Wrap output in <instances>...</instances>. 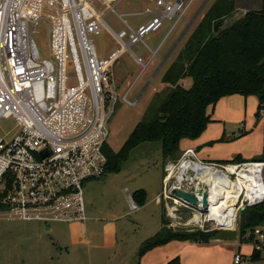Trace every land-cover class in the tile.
<instances>
[{"label": "rangeland", "instance_id": "374dc122", "mask_svg": "<svg viewBox=\"0 0 264 264\" xmlns=\"http://www.w3.org/2000/svg\"><path fill=\"white\" fill-rule=\"evenodd\" d=\"M140 1L142 0H119L112 6L118 13L126 14L125 12L143 10ZM145 1L152 8L157 0ZM88 2L112 28L119 30L125 26L113 9L105 8L102 0H88ZM201 3L195 5L193 12H189L191 14L187 18H192ZM32 5L36 10L35 18H40L37 26L30 24L40 60L50 59L58 63L59 60L55 57L60 53V41L56 40L61 33L58 27V15L54 7L48 6L44 0H34ZM126 15L124 19L132 26L149 18V14ZM175 19L166 18L163 28L156 37H153V33H147L143 37L144 42L151 49L146 48L143 42H138L130 45L120 54V62L127 63L132 69L128 76L127 68H113L111 64L108 65L105 73L107 142L116 151L120 149L138 122L149 119L153 109L170 90V86L162 83L159 77L161 74L148 86L146 85L154 69L153 67L150 70V67L155 64L151 63L156 58L152 50H155L161 42L160 50L163 49L172 39L180 23L166 38L165 35ZM234 20H236L235 15L228 18L226 24ZM97 26L98 29L88 36L95 43L99 58L107 60L120 49V45L102 23L98 22ZM51 27H55L52 33ZM185 42L186 39L182 38L178 47H183ZM78 53L85 75L79 47ZM66 54L65 84L75 86L78 85V79L69 44L66 46ZM120 75L127 76L124 78V83L123 80H119ZM182 83L188 86L190 80L183 79ZM232 97L221 98L215 106H208L207 111L213 121L198 138L183 139L180 143L181 151L192 147L198 149L200 160L222 163L234 161L237 155L249 160L262 157L263 151L261 155L247 157L256 152L261 134L259 129L264 123V119L256 114L258 104L255 103L254 97L247 102L244 99L238 101L237 96ZM126 99L137 102L132 105ZM79 115L94 116L88 87L82 91L80 100H71L64 110L63 130L68 138L77 136L86 126V120ZM225 128H227L226 135ZM16 129L15 117L0 120L1 133H10ZM250 129L253 130L249 131ZM99 142L97 140L91 143L87 149L92 154L97 152ZM104 162V158L98 154L95 163L98 172L94 170L95 175L82 183L84 213L77 212V193L64 194L54 204L55 207L60 203L70 202L75 206L70 211H58L52 214L53 208L42 210L46 216H60L66 219H24L21 208L15 206L16 203L12 208L0 210V264H166L176 256L182 264H236L235 253L249 256L245 264H264V259L251 256L254 248L252 241L240 239L241 217L238 218L236 230L212 229L219 230L222 239L210 242L174 239L141 254V243L159 231L165 211L163 204L156 201L157 195L163 188L162 143L161 141L139 143L130 150L127 160L116 173L106 172L100 175L99 169ZM140 189L146 191L145 203L139 204L137 209L132 210L129 207V195ZM223 224L232 227L234 223H220V226ZM262 256L264 258V251Z\"/></svg>", "mask_w": 264, "mask_h": 264}, {"label": "built area", "instance_id": "2783aa9c", "mask_svg": "<svg viewBox=\"0 0 264 264\" xmlns=\"http://www.w3.org/2000/svg\"><path fill=\"white\" fill-rule=\"evenodd\" d=\"M33 1L0 0V120L10 117L17 120L16 130L0 132V193L6 192L5 201L21 208L24 219H66L46 216L42 210L53 208L54 214V204L60 196L77 193V212L84 213L82 183L95 175L98 154L105 161L100 147L108 137L105 73L109 63L99 58L96 45L88 35L98 29L99 22L123 49L138 42L151 49L143 37L160 31L166 18H176L168 35L185 18L193 0H157L159 9L146 8L142 14L152 16L137 26L130 25L124 19L127 15L113 8L112 4L119 0H102L105 8L113 9L123 20L125 26L119 31H114L88 0H44L54 7L59 19L61 33L56 40L60 41V53L55 55L58 63L40 60L30 31V24L37 26L40 21L35 18ZM53 31L55 27L50 28ZM67 44L78 79L75 86L65 84ZM152 54L156 56L157 50H152ZM86 87L91 92L94 116L79 115L86 120V126L77 136L68 138L63 130L64 110L71 100L82 98ZM126 101L132 105L137 102ZM97 140L98 151L92 154L87 148ZM45 149L49 154L43 156ZM163 171V188L156 201L163 204L166 225L174 231L236 230L241 212L264 201V146L260 159L225 163L202 161L197 150L189 147L177 159L166 160ZM201 182H209L206 210L203 195L198 192ZM177 190L195 193L197 204L178 197ZM225 195H228L225 204L236 208L233 227L220 226L217 218L212 219V204L221 203ZM128 200L132 210L139 207L132 195ZM219 208L222 209L218 205ZM240 237L252 241L254 251L264 249V225L247 228ZM244 260L241 253H235L236 264H244Z\"/></svg>", "mask_w": 264, "mask_h": 264}, {"label": "trees", "instance_id": "16d2710c", "mask_svg": "<svg viewBox=\"0 0 264 264\" xmlns=\"http://www.w3.org/2000/svg\"><path fill=\"white\" fill-rule=\"evenodd\" d=\"M236 10L234 0H215L165 71L161 80L170 90L149 119L134 126L119 150H114L107 141L101 145L105 162L100 175L118 172L130 150L144 141H161L164 162L177 159L182 153L181 141L196 139L204 132L213 121L208 106H214L223 96H255L259 102L256 114L261 117L264 109V0L261 9L247 11L226 24ZM183 79H189L190 85H183ZM234 160H240V156ZM6 195V192L0 193V210L13 207L5 201ZM132 196L143 205L146 191L137 190ZM240 217V235L247 228L264 225V201L247 207ZM166 223L164 215L159 231L141 243V254L174 239L199 242L222 239L219 230L174 231ZM258 253L254 251L252 256L257 257ZM166 264L182 263L176 256Z\"/></svg>", "mask_w": 264, "mask_h": 264}, {"label": "crops", "instance_id": "0c3cea01", "mask_svg": "<svg viewBox=\"0 0 264 264\" xmlns=\"http://www.w3.org/2000/svg\"><path fill=\"white\" fill-rule=\"evenodd\" d=\"M235 1V4H236V7H237V10L236 12L234 13L235 15V18L238 19L239 17H242L247 11H250V10H259L261 9L262 7V4H263V0H234ZM142 6L144 7L143 10H137V11H129V12H125L126 14L128 15H139V14H142V12L145 11L146 8H150L149 7V4H147V2L144 0L140 1ZM199 2H202L201 5H199V7L194 11L193 13V16L191 19H189V17L187 18V16H190L191 13L189 12H193L194 8H195V5L198 4ZM215 2V0H193L189 9H188V13L186 12V15H185V18L184 19H181L178 23L179 26L178 28L176 29L172 39L169 41V43L167 45H165L163 47V49L160 50V47H162V42L158 45V47L155 49L157 50V55L155 56L156 58H154V60L151 62L152 65L150 67V70L154 67V69L152 70V73L149 75L148 79V83L146 86H148L150 84L151 81H153L159 74H161L159 77L162 79L165 71L167 70V68L171 65V63L175 60V58L177 57L180 49L182 47H178L179 43L181 42L182 38L183 40L186 39V42L189 38V36L191 35V33L193 32V30L195 29V27L197 26V24L200 22V20L202 19V17L204 16V14L207 12V10L211 7V5ZM151 10H157L159 9V6L157 5V2H156V5L152 8H150ZM152 16V14H149V18ZM147 19V20H148ZM146 20V21H147ZM145 21V22H146ZM141 23H144V22H141ZM139 23V24H141ZM177 23V24H178ZM138 24V25H139ZM177 24L175 25V27L172 29V31L176 28ZM109 25V24H108ZM137 26V25H136ZM114 29V28H113ZM122 29V28H120ZM119 29V30H120ZM119 30H116L114 29V31H119ZM171 31V32H172ZM159 32V31H158ZM158 32L156 33H153V37H156V35L158 34ZM111 34V33H110ZM170 34V33H169ZM111 36L113 37L114 40H116L115 36L113 34H111ZM167 33L165 35V38L167 37ZM164 38V39H165ZM180 39V40H179ZM117 42V40H116ZM178 42V43H177ZM183 42V41H182ZM185 42V43H186ZM118 43V42H117ZM177 43V45L174 47V45ZM174 47V49L172 50V48ZM178 47V48H177ZM149 49V48H148ZM125 49H123L121 46H120V49L118 51H116L115 53H113L111 55V57L107 60H105L106 62L109 63V65L111 64L113 66V68L115 67H119L120 69H123V68H127L128 71L126 73V75L128 76V74L131 72V67L127 64V63H122L120 62V54L124 51ZM172 50V52L170 53V51ZM170 53V55L168 56V54ZM167 58V59H166ZM156 59V60H155ZM139 62L143 63L142 60L138 59ZM150 63V64H151ZM149 64V65H150ZM149 65L147 66V68L149 67ZM137 70V68H135V71ZM149 70V71H150ZM148 71V72H149ZM148 72H146L148 74ZM119 76V75H118ZM121 78L123 79H119V80H123V83H124V78H126L127 76L125 77H122V75H120ZM146 89V88H145ZM145 89L142 91V93L145 91ZM228 96H230V98H233L232 96H237V99L238 101H240L241 99H244L245 102H247L248 99H250L251 97H254V101L255 103H259L258 102V99L253 96V95H249V96H244V95H241V94H232V95H227V96H223L221 97L222 99L223 98H228ZM220 98V99H221ZM139 99V97L137 98V100ZM219 99V100H220ZM216 105V104H215ZM214 105V106H215ZM213 106V105H212ZM261 118L264 119V112L261 114ZM241 127L245 128L244 125H241ZM226 130L227 128H225V132L224 134L226 135ZM253 129H250L249 131H251ZM260 138L258 140V144L256 146V152L254 154H249L247 157H254V156H258V155H261L262 154V151H263V146H264V142H263V138H264V123L261 124L260 126ZM246 133H248V131H246ZM245 133V134H246ZM198 151V149H196ZM237 156H240V160H237V161H247L249 159H244L242 158L241 155H237ZM74 204L70 203V202H67V203H60L59 205L55 206L54 208V211L58 212V211H62V212H67L68 210L70 211L72 208H74ZM234 225V224H233ZM222 226V225H221ZM233 227V226H232ZM242 241V240H241ZM189 242V241H188ZM264 249L259 251V255L257 257H260L261 259H264L262 258V253H263ZM253 252H254V248H253V251H252V254L251 256L253 255ZM243 255V254H242ZM244 256V264L246 262V260L249 258V256L247 255H243ZM171 257V256H170ZM167 263V262H166Z\"/></svg>", "mask_w": 264, "mask_h": 264}, {"label": "water", "instance_id": "95a60500", "mask_svg": "<svg viewBox=\"0 0 264 264\" xmlns=\"http://www.w3.org/2000/svg\"><path fill=\"white\" fill-rule=\"evenodd\" d=\"M177 43L174 45V47L177 45ZM174 47L172 48V50L174 49ZM172 50L170 51V53L172 52ZM170 53L168 54V56L170 55ZM47 154H49L48 149L43 150L42 155L46 156ZM208 184H209V182H201L198 185V192L203 195L202 204H203L204 210H206L208 208V206H209ZM176 195L178 197H180V198H182V199L194 204V205L197 204V202H198L197 195L195 193H192V192H186V191H183V190H177L176 191Z\"/></svg>", "mask_w": 264, "mask_h": 264}, {"label": "bare ground", "instance_id": "6f19581e", "mask_svg": "<svg viewBox=\"0 0 264 264\" xmlns=\"http://www.w3.org/2000/svg\"><path fill=\"white\" fill-rule=\"evenodd\" d=\"M239 183H241V182L239 181ZM227 197H228V195H225L223 197L224 199L222 200L221 203L212 204V209H214V212L216 213V214L214 212L212 213V216H213L212 219L217 218L219 225H220V223H227V224H229V223L233 224L234 223L236 208H235V206L225 204L227 201ZM218 205L220 207H222V209L219 208V210H218L217 209ZM233 209H234V211H233ZM231 211H233V212L229 215V213ZM219 215H221V216H219ZM222 226L223 227H231V225H224V224Z\"/></svg>", "mask_w": 264, "mask_h": 264}]
</instances>
